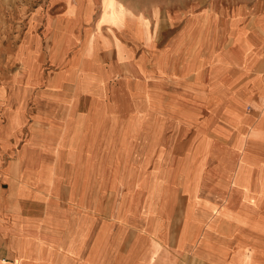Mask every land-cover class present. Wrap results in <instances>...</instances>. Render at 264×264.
I'll return each instance as SVG.
<instances>
[{
    "label": "crops",
    "instance_id": "crops-1",
    "mask_svg": "<svg viewBox=\"0 0 264 264\" xmlns=\"http://www.w3.org/2000/svg\"><path fill=\"white\" fill-rule=\"evenodd\" d=\"M255 29L238 31L235 55L205 44L207 68L199 81L190 82L193 74L180 68L158 80L167 94L189 82L183 107L166 116L163 135L167 129L171 135L164 140L159 122H145L141 110H105L98 126L89 124L129 134L135 161L152 134L149 147L157 151L146 168L153 169L155 188L124 186L122 179L113 187L111 167L101 177L82 168L86 160L77 145L67 146L54 193L37 192L15 172L14 157L1 158L0 264H264V217L248 214L254 208L264 213V200L250 199L264 198V128L251 127L264 110V73L255 69L264 59V25ZM145 51L135 60L147 57ZM39 55L45 64L42 47ZM101 154L105 160L107 151Z\"/></svg>",
    "mask_w": 264,
    "mask_h": 264
},
{
    "label": "rangeland",
    "instance_id": "rangeland-1",
    "mask_svg": "<svg viewBox=\"0 0 264 264\" xmlns=\"http://www.w3.org/2000/svg\"><path fill=\"white\" fill-rule=\"evenodd\" d=\"M254 24L264 25V0H0V159L14 157L15 172L31 179L37 192L54 193L67 146L77 145L75 152L87 162L82 168L102 176L111 167L113 187L122 179L124 186L155 188L153 169L146 168L157 151L149 147L152 134L135 161L129 134L90 125L98 126L105 110H141L145 122H159L161 137L170 110L183 107L189 82L167 94L158 80L180 68L193 74L190 82L199 81L207 68L204 45L235 55L238 31L254 32ZM41 47L45 64L38 59ZM145 50L149 55L135 60ZM105 55L112 59L105 61ZM255 69L264 73V59ZM166 132L163 140L171 135ZM102 142L110 147L103 149ZM102 151L105 160H99ZM257 168L263 172L262 165ZM254 210L244 211L256 220L264 217Z\"/></svg>",
    "mask_w": 264,
    "mask_h": 264
},
{
    "label": "bare ground",
    "instance_id": "bare-ground-1",
    "mask_svg": "<svg viewBox=\"0 0 264 264\" xmlns=\"http://www.w3.org/2000/svg\"><path fill=\"white\" fill-rule=\"evenodd\" d=\"M74 1V0H73ZM72 2V1H71ZM86 2V1H85ZM85 6V5H84ZM88 6H90V5H88ZM64 7H65V5H64ZM111 7H113V6H111ZM85 9H86V7H85ZM84 9V10H85ZM83 10V9H82ZM64 11V10H63ZM84 14H85V12H83ZM112 15V14H111ZM113 22V21H112ZM111 22V23H112ZM45 26V25H44ZM75 26V25H74ZM83 31V30H82ZM72 32H73V30H72ZM71 32V33H72ZM145 33V32H144ZM81 34V33H80ZM85 38V37H84ZM87 38H88V36H87ZM82 45V44H81ZM83 66V65H82ZM85 67V66H84ZM78 88V87H77ZM80 89V88H79ZM226 119V118H225ZM243 120V119H242ZM240 121V120H239ZM243 124V123H242ZM251 127H253L255 130H258V129H261V128H264V110H263V113L261 112L260 113V115L258 116V117H256V119L254 120V123H253V125L251 126ZM237 128V127H236ZM247 134V133H246ZM197 142V141H196ZM190 146V145H189ZM222 149V148H221ZM187 150V149H186ZM188 151V150H187ZM184 152V151H183ZM213 153V152H212ZM183 154V153H182ZM190 156V155H189ZM186 159V158H185Z\"/></svg>",
    "mask_w": 264,
    "mask_h": 264
}]
</instances>
